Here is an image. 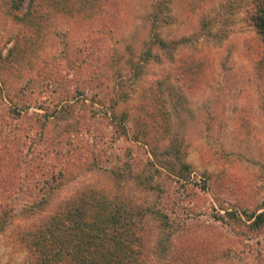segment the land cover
<instances>
[{"label":"rangeland","instance_id":"obj_1","mask_svg":"<svg viewBox=\"0 0 264 264\" xmlns=\"http://www.w3.org/2000/svg\"><path fill=\"white\" fill-rule=\"evenodd\" d=\"M82 1L0 0V264L95 192L135 264H264V0Z\"/></svg>","mask_w":264,"mask_h":264},{"label":"trees","instance_id":"obj_2","mask_svg":"<svg viewBox=\"0 0 264 264\" xmlns=\"http://www.w3.org/2000/svg\"><path fill=\"white\" fill-rule=\"evenodd\" d=\"M21 0H12L15 6ZM85 5L87 0H83ZM35 0H30L25 16L30 15ZM159 45H165L158 40ZM68 210L52 215L43 229L34 233V250L29 264H135L141 251L143 229L140 220L145 210L136 214L122 196L95 192L81 193ZM147 213L169 226L166 212ZM264 212L257 215L263 222ZM259 224V222H257ZM33 235V237H34ZM68 249V250H67ZM67 250V251H66Z\"/></svg>","mask_w":264,"mask_h":264}]
</instances>
